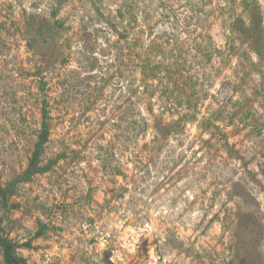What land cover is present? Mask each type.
Returning a JSON list of instances; mask_svg holds the SVG:
<instances>
[{
    "label": "rangeland",
    "instance_id": "1",
    "mask_svg": "<svg viewBox=\"0 0 264 264\" xmlns=\"http://www.w3.org/2000/svg\"><path fill=\"white\" fill-rule=\"evenodd\" d=\"M1 237L23 264H264V0H0Z\"/></svg>",
    "mask_w": 264,
    "mask_h": 264
},
{
    "label": "trees",
    "instance_id": "2",
    "mask_svg": "<svg viewBox=\"0 0 264 264\" xmlns=\"http://www.w3.org/2000/svg\"><path fill=\"white\" fill-rule=\"evenodd\" d=\"M46 128H47L46 124H42V129H43L42 132H44V134H45ZM45 141L46 140L44 138L42 140H37V142L35 144V151L32 154V157L29 161L28 168L25 171V173L22 174V176L20 178L22 181L29 180V178L32 175L44 171V168L39 166V159H38L39 154L38 153L41 151L42 146L45 144ZM5 200H6V198H5ZM0 248L2 250V255L4 257V263L5 264H23V259L21 257H18L17 255H15V251H14L15 245H13V243L11 241L5 239L4 237H1Z\"/></svg>",
    "mask_w": 264,
    "mask_h": 264
}]
</instances>
